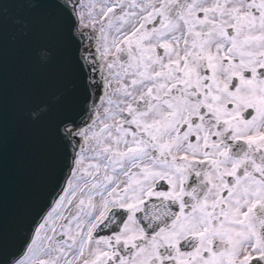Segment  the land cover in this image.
Wrapping results in <instances>:
<instances>
[{
  "label": "snow or ice",
  "instance_id": "6c2138e0",
  "mask_svg": "<svg viewBox=\"0 0 264 264\" xmlns=\"http://www.w3.org/2000/svg\"><path fill=\"white\" fill-rule=\"evenodd\" d=\"M0 264H264V0H0Z\"/></svg>",
  "mask_w": 264,
  "mask_h": 264
},
{
  "label": "water",
  "instance_id": "95a60500",
  "mask_svg": "<svg viewBox=\"0 0 264 264\" xmlns=\"http://www.w3.org/2000/svg\"><path fill=\"white\" fill-rule=\"evenodd\" d=\"M24 72L30 77V82L35 87L44 85L47 77L54 69L40 68L24 63ZM20 68L17 65V57L10 56V94L16 87ZM55 94L54 92L52 93ZM27 110L10 117L9 123V195L10 198L18 196L27 182L39 171L41 162L47 148L48 131L43 126L26 128L28 121Z\"/></svg>",
  "mask_w": 264,
  "mask_h": 264
}]
</instances>
